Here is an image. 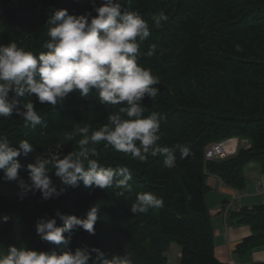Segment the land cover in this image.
<instances>
[{"label": "trees", "instance_id": "obj_1", "mask_svg": "<svg viewBox=\"0 0 264 264\" xmlns=\"http://www.w3.org/2000/svg\"><path fill=\"white\" fill-rule=\"evenodd\" d=\"M96 4L99 6L100 0ZM124 7L139 11L151 30L140 46L139 62L161 80L155 101H143L145 115L157 111L166 116L157 143L167 147L187 144L190 155L180 159L177 151L176 166L169 169L160 156L149 155L141 162L117 152L107 142L90 144L96 150L92 158L102 166L127 167L132 172V191L123 196H118L120 189L114 187H86L82 181L66 185L47 165L57 191H66L47 200L39 190L17 196L0 194V252L10 245L59 250L37 235L38 220L57 218L58 226H63L57 212L85 218L98 204L95 234L74 229L73 250L98 247L109 257L127 252L135 264H168L166 252L174 242L181 249L180 264H237L223 262L216 255L215 230L206 200L210 190L207 177L209 173L217 175L236 190L245 186L250 164H258L264 172V0H125ZM53 9L96 15L91 0H0V44L14 40L36 54L45 51V25ZM161 10L169 20L155 28L152 17ZM153 43L158 45L156 54L144 56ZM30 99L36 101L32 96L23 102ZM123 106L101 104L95 90L86 98L71 93L55 108L36 102L46 128L25 126L16 116L0 117V136L13 145L23 139L33 144V152L18 157L24 166L19 175L27 180L28 164L48 160L57 151L60 159L79 152V141L85 136L75 130L87 128L90 137ZM119 114L127 119L124 113ZM233 136L245 139L247 145L224 159H206L210 143ZM3 176L0 171V179ZM140 192L155 193L163 199V206L134 215L130 207ZM227 219L252 228L236 245L238 254L246 256L264 247V205L232 210Z\"/></svg>", "mask_w": 264, "mask_h": 264}, {"label": "clouds", "instance_id": "obj_2", "mask_svg": "<svg viewBox=\"0 0 264 264\" xmlns=\"http://www.w3.org/2000/svg\"><path fill=\"white\" fill-rule=\"evenodd\" d=\"M93 11L86 14H70L67 9H53L46 21L48 39L42 44L45 51L38 54L18 46L14 40L0 44V117L21 118L25 126L46 128L47 122L37 111L36 102L55 108L65 102L71 93L86 98L95 90L103 105H125L119 113L110 114L108 123L92 132L76 129L83 134L79 141L80 151L70 152L63 159L59 151L51 153L48 160L41 159L27 165L28 179L20 177L24 166L18 157L34 151L29 140L23 139L13 145L0 136V171L4 181H17L21 195L27 192H42L47 200L66 191L57 188L49 175L51 165L54 174L66 185L76 186L82 181L86 187L120 189L116 194L123 196L132 191L129 181L132 172L127 167H104L97 159L94 147L107 142L117 152L130 154L133 159L145 161L149 155L163 158L166 168L176 166V153L180 159L190 155V146L177 144L174 147L161 146L157 142L161 122L166 116L157 111L145 115V98L155 101L160 93L159 76L142 65L140 46L151 35L149 23L136 10L124 7L125 0H91ZM169 16L161 10L153 15L155 28L166 24ZM158 45L150 44L143 53L152 57ZM36 97V101L23 102L25 97ZM85 161L87 168H85ZM163 199L153 192L137 193L130 211L147 213L150 209L163 206ZM100 207L94 204L85 218L57 212L63 222L58 226L57 218H41L36 224V233L43 240L58 246L59 250L41 251L24 246L10 245L6 252H0V264H135L131 254H112L110 257L98 247H70L73 230L82 228L95 234ZM7 221L8 217L3 218ZM66 233L68 235H66Z\"/></svg>", "mask_w": 264, "mask_h": 264}, {"label": "crops", "instance_id": "obj_3", "mask_svg": "<svg viewBox=\"0 0 264 264\" xmlns=\"http://www.w3.org/2000/svg\"><path fill=\"white\" fill-rule=\"evenodd\" d=\"M239 139L241 140L240 146H242V142L246 140ZM246 176L245 186L236 190L226 185L217 175L209 173L207 177L210 190L206 200L215 230L216 255L221 261L227 263L264 262V247L257 248L246 256L236 252V245L252 233V228L249 225H229L227 219L232 210L264 205V172L261 167L256 163L250 164ZM20 193L21 190L15 182L0 179V194L17 196L21 195Z\"/></svg>", "mask_w": 264, "mask_h": 264}, {"label": "built area", "instance_id": "obj_4", "mask_svg": "<svg viewBox=\"0 0 264 264\" xmlns=\"http://www.w3.org/2000/svg\"><path fill=\"white\" fill-rule=\"evenodd\" d=\"M243 145H247V141H243ZM240 148L239 137H230L217 142L210 143L205 149L207 160L224 159L230 155L237 153ZM229 209L231 206L229 205ZM234 263V262H231Z\"/></svg>", "mask_w": 264, "mask_h": 264}, {"label": "rangeland", "instance_id": "obj_5", "mask_svg": "<svg viewBox=\"0 0 264 264\" xmlns=\"http://www.w3.org/2000/svg\"><path fill=\"white\" fill-rule=\"evenodd\" d=\"M240 142H241V140H240ZM242 144H243V142H242ZM228 223H229V225H232V226L234 225L231 223V221H229ZM243 225H248V224H243ZM180 251H181V249H180L179 245L177 243L173 242L166 252L168 259H169L168 264H180Z\"/></svg>", "mask_w": 264, "mask_h": 264}]
</instances>
